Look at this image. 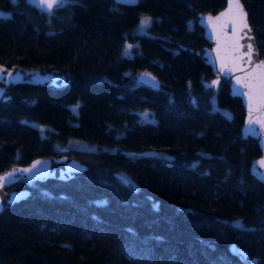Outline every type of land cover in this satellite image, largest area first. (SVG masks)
<instances>
[{
	"label": "trees",
	"instance_id": "16d2710c",
	"mask_svg": "<svg viewBox=\"0 0 264 264\" xmlns=\"http://www.w3.org/2000/svg\"><path fill=\"white\" fill-rule=\"evenodd\" d=\"M241 1L264 57V0ZM223 4L73 0L48 12L0 0V62L70 72L59 88L8 87L0 169L61 146L86 164L66 179L6 186L30 192L0 210V264H264L263 184L248 170L256 140L240 136L227 79L198 83L210 67L180 46L206 43L191 9ZM143 14L150 23L135 30ZM136 69L165 86L125 75ZM74 139L94 147L66 145ZM144 148L157 152H126Z\"/></svg>",
	"mask_w": 264,
	"mask_h": 264
},
{
	"label": "water",
	"instance_id": "95a60500",
	"mask_svg": "<svg viewBox=\"0 0 264 264\" xmlns=\"http://www.w3.org/2000/svg\"><path fill=\"white\" fill-rule=\"evenodd\" d=\"M31 5L37 7L34 3L27 0ZM118 3L134 4L137 0H114ZM241 5L242 1L240 0ZM229 7V0H224L222 7L214 12L191 9L193 20L200 26V34L205 38L206 43L200 46H191L182 44L180 46L191 50L192 52L200 55L202 60L208 64L211 70V76L208 78H201L198 83L208 89H214L216 83L221 77L227 79L228 92L231 95L239 97L243 108L242 122L239 126L240 136H252L255 138L259 154L253 156L249 160L248 170L263 184L264 194V178H261V174H264V166H261L259 162L264 160V107H258V81L248 76L256 64L264 62V57L258 54L257 46L255 44L254 35L249 25L246 16V22L248 28L239 31V24H237V35H233V25L231 23L225 24L227 17H221L217 20L216 17L220 16L222 12H226ZM39 8V7H37ZM243 10H246L243 6ZM211 18V19H210ZM250 29V31H249ZM251 37V39H249ZM237 41L239 45H243L237 49ZM251 43L254 48L253 62L249 64L248 57L242 56L247 52V44ZM242 56V59L239 57ZM223 66V70H222ZM0 76L4 79H0V89L4 91L0 93V101H7L10 98L8 87L16 82H28L33 84H42L52 88H59L63 86L69 79V70L63 66H25L18 63L4 64L0 62ZM7 73H11L9 76ZM149 74V76L141 79L142 74ZM260 70H256V76H259ZM131 77L138 83L152 88H162L164 83L150 70L148 69H136L133 72L125 74ZM154 77L153 81L151 78ZM237 78H240L241 82L237 83ZM15 81V82H10ZM213 81H216L213 84ZM252 84V112L249 111V97L246 95L249 93L248 85ZM190 101H194L192 94L188 95ZM251 120V127L255 130V133L249 132V124ZM260 121V123H256ZM65 146H61L60 153L37 155L29 159L25 163H17L8 167L0 169V176L7 173L14 172V176L9 181L0 187V210L7 204L24 198L29 193V188L22 187H8L12 182L19 177L30 179H44L46 177H55L66 179L70 177L74 172L83 170L86 166L80 159L63 152ZM131 154L150 155L155 154L157 150L155 148H144L140 150H126ZM37 162H40L37 164ZM33 165H36L33 168ZM22 169H31L30 172L20 171ZM121 178L128 181L124 175L119 174ZM264 229V223L262 225Z\"/></svg>",
	"mask_w": 264,
	"mask_h": 264
},
{
	"label": "snow or ice",
	"instance_id": "6c2138e0",
	"mask_svg": "<svg viewBox=\"0 0 264 264\" xmlns=\"http://www.w3.org/2000/svg\"><path fill=\"white\" fill-rule=\"evenodd\" d=\"M13 3H16V0H12ZM30 2L34 3L37 7H39L42 11H48L51 12L53 11L56 7L63 6L67 3L73 2V0H30ZM221 17H227L228 19L225 21V24L231 23L233 25V35H237V24H239V31H243V29L248 28V24L246 22V13L243 10V6L240 3V0H229V7L226 12H222L220 16L216 17L217 20H220ZM211 19V18H210ZM150 23V20L148 18H145L141 21V27L144 28ZM250 31V29H249ZM251 39V37H249ZM133 46L132 45H127L125 49V54H128V50L131 49ZM240 47H243V45H239L237 41V49ZM253 53H254V48L251 43L247 44V52L243 53L242 56H247L248 57V63L251 64L253 62ZM242 56L239 57L242 59ZM260 70L259 76H256V70ZM223 70V66H222ZM3 69H0V72H3ZM7 75L11 76V73H7ZM149 76V74L145 73L141 75V79L144 77ZM248 76L253 78L254 80L258 81V96H257V103L258 107H264V62H260L259 64L255 65V68L248 73ZM0 79H4L3 76H0ZM153 81L155 80L154 77L151 78ZM10 82H15V81H10ZM241 80L240 78H237V83H240ZM216 81H213V84H215ZM249 111L250 114L252 112V102H253V95H252V89L253 85L249 84ZM4 90L0 89V93H2ZM78 107V105H77ZM75 110V109H74ZM148 114H144L145 117H147ZM256 123H260V121H256ZM264 126V124H262ZM249 132L250 133H255V130L251 127V120L249 124ZM40 162H37L39 164ZM261 166H264V160H261L259 162ZM36 165H33V168H35ZM20 171H23L25 173L30 172L31 169H22ZM14 176V172L7 173L3 176H0V187H3L11 177ZM261 178H264V174H261ZM234 252L237 250L235 248L232 249ZM255 264V262H253Z\"/></svg>",
	"mask_w": 264,
	"mask_h": 264
},
{
	"label": "rangeland",
	"instance_id": "374dc122",
	"mask_svg": "<svg viewBox=\"0 0 264 264\" xmlns=\"http://www.w3.org/2000/svg\"><path fill=\"white\" fill-rule=\"evenodd\" d=\"M145 18H149V17L146 14H143V15L140 16L139 21H138V24L135 27V30L143 29L141 27V21L143 19H145ZM66 145H68L70 147H94V143H90V142H87V141L81 140V139H74V140L68 141L66 143Z\"/></svg>",
	"mask_w": 264,
	"mask_h": 264
},
{
	"label": "bare ground",
	"instance_id": "6f19581e",
	"mask_svg": "<svg viewBox=\"0 0 264 264\" xmlns=\"http://www.w3.org/2000/svg\"><path fill=\"white\" fill-rule=\"evenodd\" d=\"M187 49V48H186ZM189 50V49H188ZM191 51V50H190ZM46 178H50V177H46ZM53 178H55V177H53ZM45 179V178H44ZM61 179V178H60ZM32 180H36V179H32ZM40 180H43V179H40ZM29 192H30V190H29Z\"/></svg>",
	"mask_w": 264,
	"mask_h": 264
}]
</instances>
